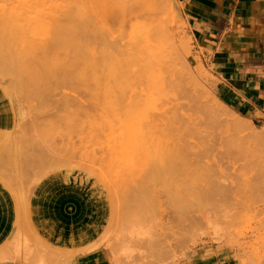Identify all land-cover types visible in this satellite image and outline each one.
Returning <instances> with one entry per match:
<instances>
[{
	"label": "rangeland",
	"instance_id": "obj_1",
	"mask_svg": "<svg viewBox=\"0 0 264 264\" xmlns=\"http://www.w3.org/2000/svg\"><path fill=\"white\" fill-rule=\"evenodd\" d=\"M188 33L171 0H0V185L23 241L0 264H264V126L214 95Z\"/></svg>",
	"mask_w": 264,
	"mask_h": 264
},
{
	"label": "crops",
	"instance_id": "obj_2",
	"mask_svg": "<svg viewBox=\"0 0 264 264\" xmlns=\"http://www.w3.org/2000/svg\"><path fill=\"white\" fill-rule=\"evenodd\" d=\"M171 1L187 23L193 53L208 73V87L233 111L264 126V0ZM3 105L0 99V120H13V105L4 109ZM11 202L0 185V246L13 235L8 228L14 223L16 204ZM89 254L79 256L76 263L106 264L101 254ZM192 264L238 263L221 252H211Z\"/></svg>",
	"mask_w": 264,
	"mask_h": 264
},
{
	"label": "bare ground",
	"instance_id": "obj_3",
	"mask_svg": "<svg viewBox=\"0 0 264 264\" xmlns=\"http://www.w3.org/2000/svg\"><path fill=\"white\" fill-rule=\"evenodd\" d=\"M60 28H61V27H60ZM55 30H56V29H55ZM57 31H58V30H57ZM59 32H60V31H59ZM57 33H58V32H57ZM63 33H64V32H63ZM59 35H60V33H59ZM59 35H56V36H58V38H56V39H58V41H59ZM63 35H65V34H63ZM66 35H67V34H66ZM60 36H61V35H60ZM63 37H64V36H63ZM64 39H65V38H64ZM40 40H41V39H40ZM68 40H69V39H68ZM20 41H21V40H20ZM29 41H30V40H29ZM42 41H43V40H42ZM52 41H54V39H53ZM62 41H63V40H62ZM66 41H67V40H66ZM66 41H64V43H65ZM71 41H72V40H71ZM71 41H70V42L68 41V42L70 43V45H71V43H72ZM73 41H74V40H73ZM8 42H9V41H8ZM23 42H24V41H23ZM23 42H22V43H23ZM38 42H40V41H38ZM45 42H46V41H45ZM9 43H10V42H9ZM22 43H21V44H22ZM27 43H28V41H27ZM27 43H26V45H27ZM34 43H35V42H34ZM36 43H37V42H36ZM46 43H47V42H46ZM75 43H76V42H75ZM0 44H2V43L0 42ZM11 44H12V43H11ZM32 44H33V43H32ZM42 44H43V43H42ZM52 44L54 45L55 43L52 42ZM16 45H17V43H16ZM16 45H15V46H16ZM19 45H20V44H19ZM23 45H24V44H23ZM35 45H36V44H35ZM38 45H39V44H38ZM45 45H46V44H45ZM61 45H62V44H61ZM72 45H75V44L72 43ZM20 46H22V45H20ZM30 46H32V45H30ZM39 46H40V45H39ZM62 46H63V45H62ZM28 47H29V46H28ZM28 47L26 46V48H28ZM34 47H35V46H34ZM44 47H45V46H44ZM59 47H60V46H59ZM20 48H21V47H20ZM20 48H19V49H20ZM30 48H31V47H30ZM46 48H47V47H46ZM75 48H76V47H75ZM1 49H2V47H1ZM3 49H4V48H3ZM35 49H36V48H35ZM70 49H71V48H70ZM73 49H74V48H72V50H73ZM37 50H38V48H37ZM37 50H36V51H37ZM39 50H42V49H39ZM43 50H45V49H43ZM46 50H47V49H46ZM4 51H5V50H4ZM20 51H21V50H20ZM20 51H19V52H20ZM10 52H11V51H10ZM10 52H9V53L7 52V53L10 54ZM17 52H18V51H17ZM25 52H26V51H25ZM34 52H35V51H34ZM28 53H29V51H28ZM36 53H37V52H36ZM50 53H51V51H50ZM52 53H53V52H52ZM2 54H3V53H2ZM16 54H19V53H16ZM20 54H21V53H20ZM22 54H23V53H22ZM22 54H21V55H22ZM25 54H26V53H25ZM34 54H35V53H34ZM45 54H46V53H45ZM48 54H49V53H48ZM65 54H68V53H65ZM4 55H5V53H4ZM13 55H14V54H13ZM28 55H29V54H28ZM42 55H43V54H42ZM46 55H47V54H46ZM68 55H69V54H68ZM7 56H8V55H7ZM11 56H12V55H11ZM18 56H19V55H17V57H18ZM44 56H45V55H44ZM53 56H54V54H53ZM55 56H56V55H55ZM55 56H54V58H53L54 60H56L55 58H57V57H55ZM12 57H13V56H12ZM12 57H11V58H12ZM14 57H15V56H14ZM25 57H27V56H25ZM32 57H33V55H32ZM36 57H37V56H36ZM42 57H43V56H42ZM45 57H46V56H45ZM51 57H52V56H51ZM63 57H64V55H63ZM6 58H8V57H5L4 59H6ZM11 58H10V59H11ZM38 58H39V57H38ZM66 58H67V57H66ZM74 58H76V57H74ZM13 59H14V58H13ZM21 59H22V58H21ZM50 59H52V58H50ZM57 59L59 60V57H58ZM63 59H65V57H64ZM63 59H62V60H63ZM70 59H71V58H70ZM34 60H35V59H34ZM7 61H8V60H7ZM11 61H13V60H10L9 63H10ZM70 61H71V60H68V59L66 60V59H65V61L61 62V59H60V60H59V63H61V64H59V67H61V68H59V69H61V71H62V67H65V66L68 65V63H67V64H65V63H66V62H69V64H70ZM72 61H73V60H72ZM3 62H4V61H3ZM3 62H1V63H3ZM25 62H27V61H25ZM42 62H44V60H43ZM53 62H55V61H53ZM53 62H52V64H53ZM56 62H57V61H56ZM64 62H65V63H64ZM23 63H24V62H23ZM28 63H29V62H28ZM72 63H73V62H72ZM5 64H6V62H5ZM7 64H8V63H7ZM20 64H21V63H20ZM34 64H35V63H34ZM34 64H33V65H34ZM37 64H38V63H37ZM64 64H65V65H64ZM3 65H4V63H3ZM3 65H2V66H3ZM17 65H18V64H17ZM24 65H26V64L24 63ZM6 66H7V65H6ZM28 66H29V65L27 64V67H28ZM42 66H43V65H42ZM0 67H1V66H0ZM15 67H17V66H15ZM19 67H20V66H18V68H19ZM21 67H22V65H21ZM23 67L27 68L26 66H23ZM55 67H57V66H55ZM12 68H13V67H11L10 69H12ZM29 68H30V70L32 69L31 67H28V70H29ZM35 68H39V67L35 66ZM46 68H48V65L46 66ZM57 68H58V67H57ZM10 69H9V70H10ZM40 69H41V68H40ZM42 69H43V68H42ZM55 69H56V68H55ZM64 69H65V68H63V70H64ZM33 70H34V69H33ZM33 70H32V71H33ZM52 70H53V69H52ZM11 71H12V70H11ZM24 71H25V70H24ZM24 71H23V73H24ZM26 71H27V69H26ZM26 71H25V72H26ZM36 71H37V69H36ZM56 71H57V70H56ZM58 71H59V70H58ZM61 71H60V72H61ZM19 72H20V70H19ZM34 72H35V71H34ZM78 72H79V71H78ZM0 73L5 74L4 72H0ZM15 73H16V72H15ZM32 73H33V72H32ZM36 73H37V72H35V75H36ZM38 73H39V72H38ZM33 74H34V73H33ZM63 74H64V72H63ZM68 74H69V73H68ZM71 74H72V73H71ZM79 74H80V73H79ZM5 75H6V74H5ZM29 75H30V74H28V76H29ZM81 75L83 76V74H81ZM28 76H27V77H28ZM33 76H34V75H33ZM33 76H32V78H33ZM82 76H81V77H82ZM88 76H89V75H88ZM29 77H30V76H29ZM29 77H28V78H29ZM36 77H37V76H36ZM66 77H67V75H66ZM70 77H71V75H70ZM73 77H74V76H73ZM78 77H79V76H78ZM84 77H85V76H84ZM92 77H93V76H92ZM13 78H14V77H13ZM34 78H35V77H34ZM68 78H69V77H68ZM76 78H77V77H76ZM87 79H88V78H87ZM40 80H41V79H40ZM67 80H68V79H67ZM73 80H75V79H73ZM13 81L15 82V78L13 79ZM13 81H12V82H13ZM70 81H72V80H70ZM70 81H69V82H70ZM77 81H78V80H77ZM19 82H20V81H19ZM19 82H18V83H19ZM21 82H22V81H21ZM28 82H29V81H28ZM32 82H34V81H32ZM38 82H39V81H38ZM69 82H68V83H69ZM74 82H75V81H74ZM94 82H95V81H94ZM3 83H4V82H3ZM7 83H8V82H6L5 84H7ZM70 83H71V82H70ZM75 83H76V82H75ZM0 84H2V83H0ZM8 84H9V85H7V86H8V89H7V90H10V91L13 90V89H16L17 86H18V85H17L16 88H15V86H14V84H13V89H9V88L12 87V85H11L12 83H11V84L8 83ZM10 85H11V87H10ZM31 85H32V84H31ZM33 85H34V84H33ZM76 85H77V83H76ZM78 85H79V82H78ZM4 86H5V85H4ZM7 86H6V87H7ZM42 86H43V85H42ZM83 86H84V85H83ZM89 86H90V85H89ZM1 87H2V86H1ZM6 87H5V88H6ZM39 87H40V86H39ZM31 88H32V87H31ZM33 89H34V88H33ZM41 89H43V88H41ZM27 90H28V89H27ZM29 90H30V89H29ZM29 90H28V91H29ZM38 90H39V88H38ZM16 91H17V89L14 90V92H16ZM30 91H31V90H30ZM42 91H43V90H42ZM14 92H13V93H14ZM35 92H36V90H35ZM39 92H40V91H39ZM105 92H106V91H105ZM18 93H19V92H18ZM41 93H43V92H41ZM41 93H40V94H41ZM104 95H105V94H104ZM40 97H41V96H40ZM105 97H106V95H105ZM65 98H66V97H65ZM63 101H64V100H63ZM67 104H68V103H66V106L68 107ZM75 104H76V103H75ZM81 104H82V103H81ZM69 105H70V103H69ZM72 105H73V102H72V104L70 105V107H71ZM98 105H99V104H98ZM110 105H111V104H110ZM151 105H152V104H151ZM74 106H75V105H74ZM74 106H73V108H74ZM73 108H72V109H73ZM165 108H166V106H165ZM70 109H71V108H70ZM72 109H71V111H73V112H72L71 114L74 113V114H73V117H74V116H75L74 118L78 117V116H79V115H78L79 112H76V111H77L79 108H78L76 111H75V110H72ZM168 109H169V107H168ZM101 110H102V109H101ZM104 110H106V109H104ZM78 111H79V110H78ZM146 111H147V110H146ZM75 112H76V113H75ZM99 112H100V111H99ZM149 112H150V111H149ZM165 112H166V110H163V114H164ZM174 112H175V111H174ZM174 112H173V113H174ZM96 113H97V112H96ZM167 113H168V112H167ZM76 114H77V116H76ZM98 114H99V113H98ZM163 114H162V115H163ZM89 115H90V114H89ZM95 115H96V114H95ZM95 115H94V116H95ZM101 115H102V114H101ZM101 115H100V116H101ZM166 115H167V114H166ZM69 116H71V119H73L72 115H69ZM91 116H92V115H91ZM100 116H99V117H100ZM17 117H18V116H17ZM56 117H57V116H56ZM79 117H80V116H79ZM88 117H89V116H88ZM99 117H98V118H99ZM68 118H70V117H68ZM94 118H95V117H94ZM94 118H93V120H94ZM76 119H77V118H76ZM78 119H79V118H78ZM78 119H77V120H78ZM100 119H101V117H100ZM103 119H104V118H103ZM36 120H37V119H36ZM157 120H158V119H157ZM15 121H17V120H15ZM59 121H60V120H59ZM95 121H96V119H95ZM100 121H101V120H100ZM159 121H160V120H159ZM155 122H156V121H155ZM94 123H96V122H94ZM17 124H19V123H17ZM23 124H24V123H23ZM62 124H63V123H62ZM92 124H93V123H92ZM102 124H103V122H102ZM19 125H21V124H19ZM26 125H27V124H26ZM40 125H41V124H40ZM27 127H28V126H27ZM112 127H113V126H112ZM21 128H22V126H21ZM30 128H31V127H30ZM110 129H111V128H110ZM28 130H29V129H28ZM32 130H33V129H32ZM35 130H36V129H35ZM79 130H80V129H79ZM0 132H4V131H0ZM8 132H9V131H8ZM4 133H6V131H5ZM4 133H3V134H4ZM30 133H31V132H30ZM3 134H2V135H3ZM7 134H8V133H6V136H7V137L4 136V135H5V134H4V135H3L4 138H2V137H1L2 135H1V133H0V143H1L0 145H2V143H3L4 141H5L4 143H6V142L8 143V141L10 142V140H9L8 138H10V137H12V136H10V133H9L8 135H7ZM109 134H110V133H109ZM8 136H9V137H8ZM31 136H33L32 133H31ZM5 137H6V138H5ZM51 137H52V136H51ZM1 138H2V139H1ZM29 138H30V137H29ZM31 138H32V137H31ZM54 138H55V137H54ZM111 138H112V137H111ZM6 139H7V141H6ZM36 139H37V138H36ZM63 139H64V138H63ZM11 140H13V139H11ZM14 140H15V139H14ZM34 140H35V138H34ZM65 140H66V139H65ZM12 142L14 143V141H12ZM36 142H37V141H36ZM30 143H31V141H30ZM53 143H54V142H53ZM17 144H18V143H17ZM55 144H56V143H55ZM35 145H38V142H37V144H34V146H35ZM12 146H13V144H12ZM20 146H21V145H20ZM39 146H40V144H39ZM42 146H43V145H42ZM47 146H49L51 149H54V148H55V147L53 148L50 144L47 145ZM53 146H54V144H53ZM18 147H19V146H18ZM18 147H15V149H16V148L18 149ZM23 147H25V146H23ZM59 147H60V146H59ZM61 147H62L63 149H64V148H67V147H64V146H61ZM61 147L58 148V149H57V147H56L55 150L57 149L58 152H60V154H63V152H65L66 149H64V150L62 149V150H63V151H62V150H61ZM40 148L42 149V151H40V150H41ZM40 148L37 149V151H39L40 153H41V152H42V153L45 152V154H46V151L48 152V150H47L46 148H44V147L42 148L41 146H40ZM71 148H72V147L70 146V147L67 148V149H68V150H69V149L71 150ZM20 149H21V147H20ZM22 149H23V148H22ZM24 149H25V148H24ZM35 149H36V148H35ZM43 149L46 150V151H43ZM59 149H60V151H59ZM12 150H13V148H12ZM55 150H54V151H55ZM57 150H56V151H57ZM68 150H67L65 153H68ZM70 150H69V152H70ZM72 150H73V149H72ZM148 150H149V149H148ZM167 150H168V149H167ZM13 151H14V150H13ZM19 151H20V150H19ZM25 151H26V149H25ZM25 151H23V152L25 153ZM74 151H75V150H74ZM160 151H161V150H160ZM14 152H16V154L18 155V151L15 150ZM31 152L34 153L35 151H34V152L31 151ZM39 152H37V153L39 154ZM61 152H62V153H61ZM157 152H158V151H157ZM42 153H41V155L39 154V155H36V156H37V157L41 156L40 158H42V155L44 154V153H43V154H42ZM49 153H51V152H49ZM65 153H64V154H65ZM147 153H148V152H147ZM35 154H36V153H35ZM47 154H48V153H47ZM47 154H46L47 159H45V158H44L45 156L43 155V156H44L43 158L45 159V160H43V162H45V161L47 160L46 163H47V162H50V159H51V157L53 156V153L50 154L51 156H48ZM73 154H74V153H73ZM73 154H72V155H73ZM141 154H142V153H141ZM10 155H11V153H10ZM68 155H69V153H68ZM82 155H83V154H82ZM155 155H156V153H155ZM12 156H13V158H15V157H14V156H15V153H14ZM54 156H55V155H54ZM66 156H67V155H66ZM142 156H143V155H142ZM182 156H183V155H182ZM16 157H18V156H16ZM31 157H32V155H31ZM33 157H34V156H33ZM37 157H36V158H37ZM59 157H60V156H58V157L56 156L55 158L58 159ZM71 157H72V156H71ZM74 157H75V156H74ZM175 157H176V156H175ZM26 158H27V157H26ZM40 158H39V159H40ZM43 158H42V159H43ZM55 158H53V159L56 160ZM62 158H63V157H62ZM75 158H76V157H75ZM147 158H148V157H147ZM150 158H151V157H150ZM161 158H162V157H161ZM161 158H160V159H161ZM15 159H16V158H15ZM28 159H29V158H28ZM39 159H38V160H39ZM60 159H61V158H60ZM60 159H59V160H60ZM63 159H64V158H63ZM63 159H62V160H63ZM67 159H69V160L72 159V160H73L74 158H71V159H70V158H68V156H67ZM154 159H156V158H154ZM187 159H188V158H187ZM12 160H13V159H12ZM18 160H19V159H18ZM18 160H16V161H18ZM65 160H66V159H65ZM143 160H144V159H143ZM183 160H184V159H183ZM57 161H58V160H57ZM140 161H141V160H140ZM2 162H3V161H0V166H2V164H3ZM9 162H10V161H9ZM11 162L13 163V161H11ZM14 162H15V161H14ZM43 162L41 161V163H43ZM18 163H19V161H18ZM18 163H17V164H18ZM35 163H38V161H36ZM41 163H40V165H43V164H41ZM50 163H51V162H50ZM52 163H53V162H52ZM188 163H189V162H188ZM38 164H39V163H38ZM38 164H37V165H38ZM48 164H49V163H48ZM53 164H54V163H53ZM151 164H152V163H151ZM159 164H160V162H159ZM176 164H177V163H176ZM5 165H6V164H5ZM10 165H11V164H10ZM13 165H14V167L17 166V165H15V164H13ZM19 165H20V164H19ZM40 165H39V166H40ZM180 165H181V164H180ZM192 165H193V162H190V163H189L190 168L192 167ZM3 166H4V165H3ZM3 166H2V168H3ZM21 166H22V165H21ZM21 166H20V167H21ZM43 166H44V165H43ZM166 166H167V165H166ZM260 166H261V167L259 168L258 173L256 174V178H259V179H260L261 176H262V179H261V180L263 181V180H264V159H263V161H262V163H261ZM8 167H9V166H8ZM18 167H19V166H18ZM29 167H30V166H29ZM35 167H36V166H35ZM111 167H112V166H111ZM157 167H158V166H157ZM163 167H164V166H163ZM175 167H176V166H175ZM11 168H12V166H11ZM40 168H41V167H40ZM155 168H156V167H155ZM176 168H177V167H176ZM18 169H19V168H18ZM22 169H23V168H22ZM105 169H106V168H105ZM112 169H113V168H112ZM140 169H141V168H140ZM142 169H143V168H142ZM15 170H16V169H15ZM15 170H14V172H16ZM136 172H137V171H136ZM140 172H141V171H140ZM11 173H12V172H11ZM17 173H18V172H17ZM26 173H27V172H26ZM149 173H150V172H149ZM165 173H166V172H165ZM14 174H15V173H14ZM16 175H17V174H16ZM18 175H19V174H18ZM11 176H12V175H11ZM26 176H27V174H26ZM140 176H141V175H140ZM171 177H172V176H171ZM173 178H174V177H173ZM13 179H14V178H13ZM26 179H27V178H26ZM166 179H167V178H166ZM261 180H260V181H261ZM10 181H11V180H10ZM16 181H18V180H16ZM26 181H27V180H26ZM116 181H117V180H116ZM262 181H261V183H263ZM19 182H20V181H19ZM19 182H18V183H19ZM114 182H115V181H114ZM133 182H135V181H133ZM11 183H12V182H11ZM14 184H15V182H14ZM113 184H115V183H113ZM20 185H21V183H20ZM24 185H25V184H24ZM262 185H264V184H261V186H262ZM15 186H16V184H15ZM129 186H130V185H129ZM164 186H166V185H164ZM258 186H259V185H257V188H258ZM13 187H14V186H13ZM20 188H21V187H20ZM126 188H127V187H126ZM16 189H17V187H16ZM21 190H22V189H21ZM125 191H126V190H125ZM18 192H20V191H17V193H18ZM120 192H121V191H120ZM120 192H119V193H120ZM129 193H130V192H129ZM154 193H155V192H154ZM148 194H149V193H148ZM114 195H115V194H114ZM170 195H171V193H170ZM144 196H145V195H144ZM174 197H175V195H174ZM23 198H24V197H23ZM118 198H119V196H118ZM110 199H111V198H110ZM122 200H123V199H122ZM122 200H121V201H122ZM19 201H20V200H19ZM19 201H18V202H19ZM115 203H116V202H115ZM114 206H115V205H114ZM130 208H131V207H130ZM46 210H48V209H46ZM122 213H123V212H122ZM132 226H133V225H132ZM210 226H211V225H210ZM213 227H214V226H213ZM213 227H211V229H212ZM134 228H135V227H134ZM213 229H214V228H213ZM16 230H17V229H16ZM22 230H23V229H22ZM118 230H119V229H118ZM120 230H121V229H120ZM132 231L135 232V229L133 230V228H132V229H131V232H132ZM136 231H137V229H136ZM141 232H142V230H141ZM144 232H145V231H144ZM24 233H25V232H24ZM135 233H137V232H135ZM139 233H140V232H139ZM142 233H143V232H142ZM14 235H15V234H14ZM13 237H14V236H13ZM12 239H13V238H12ZM12 239H11V240H12ZM30 241H31V240H30ZM21 243H23V241H22V240H19L18 235H17L16 239H15L14 241H12V242L10 241V238H9L8 240H6V242L3 244V246H2V245L0 246V247H5V248H4V252H3V254L0 255V258H2V257H4V256H7L8 259H9V257H10V259H11L12 257H14V259L17 260V259L19 258L18 251H19V249H20V248L18 249V247L21 246V245H20ZM22 245H23V244H22ZM92 246L94 247V246H96V244H94V245H92ZM92 246H91V247H92ZM21 247H22V246H21ZM25 247H26V246H25ZM25 247H24V248H25ZM35 247H36V246H35ZM90 249H91V248H90ZM82 250H83V249H82ZM84 250H85V249H84ZM91 250H92V249H91ZM2 251H3V250H2ZM24 251H25V249H24ZM12 252H14V253H12ZM26 252H27V250L25 251V253H26ZM11 253H12V254H11ZM4 258H5V257H4ZM12 261H13V259H12Z\"/></svg>",
	"mask_w": 264,
	"mask_h": 264
}]
</instances>
